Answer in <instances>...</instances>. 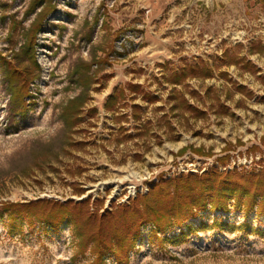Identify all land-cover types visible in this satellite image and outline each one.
<instances>
[{"label":"rangeland","instance_id":"374dc122","mask_svg":"<svg viewBox=\"0 0 264 264\" xmlns=\"http://www.w3.org/2000/svg\"><path fill=\"white\" fill-rule=\"evenodd\" d=\"M33 2L0 0V204L90 200L93 210L104 213L162 179L263 168L264 0H44L31 10ZM42 17L36 68L23 47ZM228 52L256 70L231 64ZM3 59L35 70L24 116L12 110ZM196 65L209 67L211 76L189 77L177 88L207 111L202 119L172 110L174 86L165 80ZM131 83L159 100L149 103L139 92L132 101L127 90L128 106L107 111L108 99ZM81 94L89 100L72 131L64 110ZM221 103L228 114L218 110ZM134 104L141 105L140 121L133 117ZM141 124L151 132L138 136ZM120 127L132 138L116 136ZM215 221L222 226H213ZM244 223L249 228H240ZM189 224L194 230L177 242L169 239L181 227L155 235V226L145 224L129 264H264V214L209 208ZM94 259L90 251L77 254L69 220L59 228L24 221L11 230L8 215L0 212V264ZM105 264L118 263L107 256Z\"/></svg>","mask_w":264,"mask_h":264},{"label":"trees","instance_id":"16d2710c","mask_svg":"<svg viewBox=\"0 0 264 264\" xmlns=\"http://www.w3.org/2000/svg\"><path fill=\"white\" fill-rule=\"evenodd\" d=\"M43 1L34 0L31 10ZM53 9L54 7L51 5L48 12ZM43 19L44 17L38 23L33 24L27 43L23 47L24 53L31 54L32 63L36 68L39 67L36 60V36ZM255 49L262 50L260 45ZM226 59H230L231 64H243V67L249 71L256 70L251 62L239 55L232 58L228 52ZM3 60L10 86L12 110L15 114L24 116L29 109L27 98L31 94L30 87L36 76L34 75L35 70L21 69L12 62ZM211 74L212 70L206 65H196L185 67L166 76V82L174 86L170 94V101L174 102L172 110H178L184 116L189 114L195 119L205 118L208 115L207 111L192 104L187 99L185 90L178 89L177 86L184 84L189 77L206 79ZM224 75L227 76V73ZM238 89L243 91L242 86ZM127 90L131 94L132 101L135 100L133 94L139 92H142L143 99L149 103L159 100L157 95L146 93L140 84L131 83L127 88L118 89L108 99L105 105L106 110L114 112L128 106ZM88 100L89 97L81 94L73 98L65 107L66 125L72 131L79 128L84 105ZM132 109L133 117L140 121L142 117L141 105L134 104ZM93 110L91 109L90 112ZM218 110L222 114L229 112V108L223 103L220 104ZM149 132L151 131L147 125L141 124L137 129L138 136ZM120 135L125 136L126 139L132 138L125 127H120L116 133V136ZM256 148L259 147L256 146ZM187 149L188 147H184L179 153L184 154ZM193 150L200 155L203 154L202 149L194 148ZM227 156L222 158L224 163L227 162ZM232 206L235 209L242 207L246 214L253 210H256L258 214H264V166L256 173L245 174L237 170L221 172L214 169L203 173L178 175L168 180L162 179L148 193L138 195L129 204L104 213H100L98 209L93 210L90 200L63 203L49 199L4 202L0 204V212L8 215L11 230L21 228L24 221L32 224L36 220L52 228H59L66 220H69L76 238L77 254L84 255L88 251L92 252L95 256L93 264H105L107 256H113L118 264H129L130 254L135 249L141 236V227L145 224L151 223L155 226L153 231L155 235H166L173 227H181L180 234L169 239L177 242L194 230L193 225L189 222L196 219L200 213L209 208L213 211L228 212ZM18 219L19 223H17ZM185 226L188 231L183 229ZM213 226L220 227L222 225L219 221H215ZM240 228H249V225L244 223Z\"/></svg>","mask_w":264,"mask_h":264}]
</instances>
